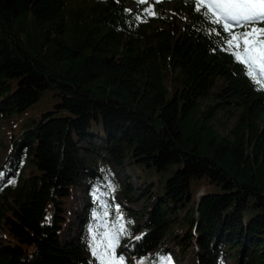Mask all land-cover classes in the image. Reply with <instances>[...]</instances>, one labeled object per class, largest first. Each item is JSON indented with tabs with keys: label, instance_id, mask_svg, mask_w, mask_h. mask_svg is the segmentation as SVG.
Returning <instances> with one entry per match:
<instances>
[{
	"label": "trees",
	"instance_id": "16d2710c",
	"mask_svg": "<svg viewBox=\"0 0 264 264\" xmlns=\"http://www.w3.org/2000/svg\"><path fill=\"white\" fill-rule=\"evenodd\" d=\"M164 1L147 14L137 0H0V264H94L92 217L116 235L115 262L164 264L172 247L190 264H264V90L220 26ZM126 164L136 188L113 173ZM200 181L215 189L197 196Z\"/></svg>",
	"mask_w": 264,
	"mask_h": 264
},
{
	"label": "snow or ice",
	"instance_id": "6c2138e0",
	"mask_svg": "<svg viewBox=\"0 0 264 264\" xmlns=\"http://www.w3.org/2000/svg\"><path fill=\"white\" fill-rule=\"evenodd\" d=\"M159 0H137L147 4L143 9L147 14H154L151 5ZM193 10L200 12L204 20L220 26L221 36L215 28L212 33L221 36L223 50L228 52L234 61L242 65V71L258 89L264 90V0H187ZM127 11V10H126ZM243 31H235V29ZM0 172V180L4 178ZM14 183L13 180L7 181ZM123 224L119 225L118 234H124ZM104 241L92 244V255L100 264H116L112 252L116 243V235L104 233ZM137 239H139L137 237ZM103 249V250H102ZM122 264V259H121ZM170 264V259L167 261Z\"/></svg>",
	"mask_w": 264,
	"mask_h": 264
},
{
	"label": "rangeland",
	"instance_id": "374dc122",
	"mask_svg": "<svg viewBox=\"0 0 264 264\" xmlns=\"http://www.w3.org/2000/svg\"><path fill=\"white\" fill-rule=\"evenodd\" d=\"M129 7L132 9L136 8V4L135 3H129ZM164 10L167 12H170L171 10L176 11L174 9V5L170 4L168 2H166L164 4ZM182 11V10H181ZM180 10L178 11L179 13L181 12ZM185 13H182V15H184ZM208 104V101H200L198 102V110H203L204 106ZM47 106L49 104H46ZM45 107V106H43ZM42 107V108H43ZM198 111L195 112V115L197 116ZM195 116H191L188 119V122L191 123L193 125V123H195ZM226 122V118L223 117H219V119L217 120V122H215V124H213L212 126L214 127L215 130H217V128H220L218 131L220 134H223L224 131L221 129V126L223 127V124ZM225 125L227 126V122L225 123ZM11 127V121L7 120V119H2L0 121V162L4 161L5 158L8 156L9 154V150H10V144H9V129ZM31 168L30 167H24L23 169V174H25L26 172H28ZM147 172V171H146ZM144 173L142 172V175L144 177L149 176L148 173ZM113 173L116 175V177L119 179L120 181V185L124 186V182L123 179L124 177H128V182L132 185L133 188H136L139 186V182L136 179V176L138 175L137 172L135 171V168L131 165H125L123 168V172L122 171H113ZM88 182H86L84 179H81V181H79L75 187L72 190V200H71V204H70V215H69V220L70 222H72L73 227L75 228L74 231L79 232V224L75 221V215L79 214L83 212V208L84 205L87 202V192L86 190L87 188ZM197 188L199 187V191L196 193L197 196L204 193V191H212L215 188L213 186H211L210 184H208L206 181H200L199 184L196 186ZM133 198H139L136 194L133 195ZM116 199L118 200L119 203H124L123 198L121 197V195H118L116 197ZM142 201H139L138 204H141ZM125 204V203H124ZM128 210H133L136 211L138 210V205L137 203H133L132 205H129V207L127 206ZM92 220H94L92 222L93 226H90V228L85 230V234L86 237L87 235L90 236V239H92V242L89 240L88 243L90 245V251L91 253L88 254V257L93 261L94 264H100V261L97 260L93 255H92V244H93V239L95 238L96 243H101L103 240V231L108 229V226L106 224V221H103L102 224H100V221L94 217H92ZM64 236L68 237V232L64 231ZM85 237V235H84ZM85 237V238H86ZM103 250V249H102ZM170 259V264H190V257H187L185 261L180 262L178 259V255L176 254V251L174 248L170 247L167 250V257L165 258V263L167 264V261ZM225 264H237L234 260H230L228 258L224 259ZM116 264H121V263H116ZM129 264H133V263H129Z\"/></svg>",
	"mask_w": 264,
	"mask_h": 264
},
{
	"label": "bare ground",
	"instance_id": "6f19581e",
	"mask_svg": "<svg viewBox=\"0 0 264 264\" xmlns=\"http://www.w3.org/2000/svg\"><path fill=\"white\" fill-rule=\"evenodd\" d=\"M98 220L100 221V218H98ZM101 222V221H100ZM101 224V223H100ZM121 262V261H120ZM123 263V262H122Z\"/></svg>",
	"mask_w": 264,
	"mask_h": 264
}]
</instances>
